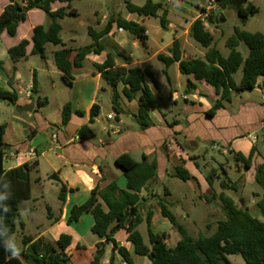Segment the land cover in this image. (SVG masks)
Wrapping results in <instances>:
<instances>
[{
	"label": "crops",
	"instance_id": "0c3cea01",
	"mask_svg": "<svg viewBox=\"0 0 264 264\" xmlns=\"http://www.w3.org/2000/svg\"><path fill=\"white\" fill-rule=\"evenodd\" d=\"M94 1L86 15L87 23L81 22L83 14L76 7L75 2L73 7L78 11V16L59 20L62 26L61 38L67 27V39L62 38V40L71 50L69 56L71 62H74L78 54L93 42L89 32L95 34L103 31L114 17L121 16L144 26L148 41L143 46L136 36L126 30L120 31L114 23L110 32L98 39L102 51L89 53L82 67L73 68L72 86L64 83L62 73L55 64L54 54L61 49V46L48 44L45 58L32 54L34 28L39 25L49 27L51 24L50 18L43 10L29 11L26 21L19 25L16 36L11 37L4 32L0 39V61L4 64L0 72V88L17 92V105L35 104L32 112H21L13 106L18 114L13 115L5 124L4 143L9 146L6 149L8 152L35 150L38 154L35 160H28L24 156H13L3 162L6 171L24 163L34 161L38 163L31 172V197L21 203L20 208L28 201H32L33 204L26 208L25 216L22 217L20 214V227L18 226L14 238L19 245H22L23 239L27 237L32 238V242L41 241L43 244L55 245L61 235H69L72 241L66 252L74 264H89L96 254L99 243H104L105 251L107 248H112V244L92 233L95 221L91 214L84 213L73 223H69L68 219L72 208L84 204L96 188L102 190L116 183L119 189L127 190V178L116 164V160L121 156L131 157L130 153L134 150H142L143 162L157 163L156 177L150 180L140 193V202L144 204L141 216L145 218L148 210H151L152 230L156 234H168V239L175 238L174 247L180 239L172 234L173 226L162 216L161 209L157 205L158 200L166 201L165 198L169 197L174 199L176 204H182V210L191 220L196 232L204 234L207 231L211 235L216 231L217 223L226 218L225 215L219 218V215L215 214L214 207L222 205L216 196L224 192L236 201L226 190H222L220 183L230 180L238 184L239 180L247 177L251 183H256L257 168L264 164V156L258 150L257 135V132L264 131V91L259 87L252 90L261 94L259 102L245 95H240L234 100V95L231 102L225 103L224 108L209 117L207 112L218 99L215 89L204 81H196L193 76L182 74L179 63L175 62L167 69V84H165L167 88L163 92L168 94L172 108L168 104L164 108L161 99L157 96L161 91L155 78V66L161 62L166 69L159 55L171 56L170 49L175 40L180 42L183 60L204 58L206 54L207 50L202 47L200 49V45L190 36L192 24L198 19L203 20L198 9L200 0H153L154 3L162 4L168 11L166 28L159 26L156 33L150 31L149 22L152 19H160L159 17L139 16L129 12L126 7L127 2L143 6L148 0H106L105 3L103 0ZM9 3V0H0V15ZM62 7H67V4L61 2L52 4L53 11ZM215 12H219V4ZM162 14L163 10L159 12V16ZM23 40L29 41L26 57L14 61L9 50ZM109 55L112 56L116 68L150 66L153 71L156 83L151 79H147L146 82L160 108L150 111L152 122L150 127L142 129L138 124L141 92L136 93L132 100L121 94L123 112L118 115L115 113L112 105L113 91L103 80L102 73L95 67L102 65ZM23 68L28 69L31 74V79L26 85L22 74ZM171 69L177 74L176 80L179 83L176 87L173 85L172 77L169 76ZM183 77H186V89L183 93H179L178 88L184 86ZM263 79H259L260 84ZM34 80H36V94L33 92ZM188 81L195 86L189 92ZM123 86L121 83L118 86L121 93ZM29 92L31 95H28ZM39 99H47L48 104L39 107L37 105ZM180 99L184 104L180 103ZM66 104L71 105L73 114L69 123L64 126L62 110ZM96 104L100 107V114L91 123V110ZM52 105L55 107L53 113L48 111ZM234 105L238 108L233 112ZM108 107L113 112L109 111L105 114ZM78 112H82V115ZM102 118L107 120L108 127L99 132L96 126ZM114 120L115 125L111 123ZM85 125L91 128L94 135L91 139L82 141L79 138V130ZM200 142L210 143L214 148L215 145L221 146L229 152L225 154L221 151V155L230 159L233 158V153H241L248 158L254 151L250 169L241 168L243 164L234 160L239 178L237 181L232 180L224 163L217 160L208 163L204 154L196 153L195 150H198ZM178 166L187 170L192 179L182 181L176 177ZM211 173L213 177L210 185L207 177ZM53 174H56L59 180L51 177ZM168 179L175 181L172 188L165 185ZM62 186L66 188L63 193H61ZM257 191L260 199L262 192ZM60 195L64 200H61ZM196 195L204 198L206 205L203 212L204 219L194 217V209L197 206ZM39 209H43L42 214ZM222 209L224 211V208ZM251 214L263 221L258 210ZM198 215L202 217L201 213ZM90 233L96 238L88 239ZM128 237L129 233L125 229L115 235L118 244L130 251L134 264H149L148 257L134 253L133 244L128 241ZM144 240L148 243L145 237ZM167 244L170 246L168 240ZM116 259L120 261L121 258L116 254Z\"/></svg>",
	"mask_w": 264,
	"mask_h": 264
},
{
	"label": "trees",
	"instance_id": "16d2710c",
	"mask_svg": "<svg viewBox=\"0 0 264 264\" xmlns=\"http://www.w3.org/2000/svg\"><path fill=\"white\" fill-rule=\"evenodd\" d=\"M0 15V39L4 32L11 37L16 36L18 27L25 22L29 11L33 9L43 10L51 20L49 27L43 25L36 26L33 34L32 54L45 58L46 46L53 44L61 46V49L54 54L55 64L62 73V79L68 86H72L74 67H82L85 57L91 53H100L102 47L98 44L100 36L110 32L115 23L119 29H123L136 36L141 44L145 46L148 41L147 30L144 26L128 21L121 16L112 18L106 28L101 32L90 36L93 42L78 54L77 59L71 62L69 59L70 48H67L61 38L62 26L59 20L67 17H77L78 11L73 7L77 0H9ZM55 2L66 3L67 7H62L57 11L52 10ZM231 0H220L219 11H225L229 7ZM245 3H248L246 0ZM127 10L143 17H159L163 28L167 26L168 11L160 3L148 0L143 6H136L130 2L126 3ZM163 14L159 16V12ZM259 9L253 4L243 6L240 11H235L239 18L240 27L234 28L233 35L226 39L225 45L230 50L228 56L222 55L215 44L213 34L207 30L203 20H196L190 29V36L204 49V58L183 60L181 45L175 40L170 52L171 56L159 55V59L166 65L167 69L175 62L179 63L180 71L184 75L193 76L196 81H204L215 89L218 99L213 107L207 112V116L212 117L219 110L224 108L225 103L231 102L234 95L243 91L253 90L259 87L264 91V79L259 83L260 78H264V33H252L242 29L248 22L249 17L256 15ZM219 15L213 12L208 18V23L217 25ZM28 40H23L19 45L11 48L9 54L14 61L26 57ZM245 45L244 52L242 46ZM3 62L0 61V72L3 69ZM96 69L102 73V78L112 89V105L118 115L123 112L121 106V94L132 100L134 95L141 92L139 99L137 120L139 126L144 129L152 125L150 111L159 110V103L147 84V79H154L150 66L123 68L115 67L111 55L107 56L102 65H95ZM243 69V77L240 82L235 79V74ZM123 84L122 93L118 90L119 84ZM194 84L187 82V91L192 89ZM33 92L36 94V80H34ZM0 101L11 104L18 101L17 92H9L0 88ZM47 99H39L37 105L45 107ZM73 111L70 104H66L62 110V125L66 126ZM82 115V112H78ZM100 114L99 105H94L91 110L90 122L93 123ZM6 125H0V264H74L66 250L71 244L72 238L69 235H61L55 245L43 244L41 241L32 242L30 237L24 238L22 245L18 244L20 254L12 257L9 251L5 250L4 240L14 238L20 222V205L31 197V172L38 163H24L23 165L6 171L3 167V156L8 149L4 143ZM93 132L88 125L79 130V138L82 141L93 137ZM19 152V151H17ZM254 151L246 158L241 153H233V159L242 163L247 169L252 164ZM116 164L122 169L127 178V190H121L116 183H112L104 189L96 188L92 191L90 198L80 206H74L71 210L69 223L76 222L84 213H89L94 218L92 233L108 244H112L113 254L110 264H119L116 254L126 264H134L130 251L120 246L115 239L118 231L125 229L129 233L128 241L133 244L134 253L145 256L149 259V264H233L229 256L239 255L246 264H264V164L257 168L256 183L262 188L261 198L256 202L257 210L263 217V221L254 217L251 212L244 207H237L233 198L224 192L216 196L217 199L227 209V218L217 223L216 231L211 235H199L193 238L187 229L178 221L175 214L169 209L167 202L158 200L162 216L169 220L174 230L181 238L175 247L167 244L168 234H156L151 228L153 213L148 210L146 217L141 216L144 204L141 201L142 189L147 183L156 177L157 163L147 162L137 163L128 155H123L116 160ZM51 177L58 176L53 174ZM176 177L182 181L192 179L189 172L183 167H176ZM213 174L207 177L208 183L212 184ZM222 190H237V182L224 180L220 183ZM62 186L61 193L65 191ZM61 197V195H60ZM61 200H64L61 197ZM7 207V210L6 208ZM146 222L148 230V243L137 227ZM104 243L97 245V251L93 260L89 264H101L105 254Z\"/></svg>",
	"mask_w": 264,
	"mask_h": 264
},
{
	"label": "rangeland",
	"instance_id": "374dc122",
	"mask_svg": "<svg viewBox=\"0 0 264 264\" xmlns=\"http://www.w3.org/2000/svg\"><path fill=\"white\" fill-rule=\"evenodd\" d=\"M104 3L106 2V0H103ZM95 1L94 0H83V1H77L75 2V5L77 8H79L81 10V13L83 14V17L81 19V22L87 23L88 18H87V12L90 8V5L94 4ZM194 3V2H193ZM253 4L254 6H256L259 9V12L254 15L249 17L247 24L242 27L243 29L252 32V33H256V32H262L264 33V0H251V2L245 3L244 6H247V4ZM194 8V7H193ZM195 10V9H194ZM217 14L219 15V22L217 23V25H212L209 24L207 22L206 24V28L208 31H210L214 38H215V44L217 46V48L220 50V52L222 53V55L224 56H228L230 53V50L226 47L225 42L226 39L230 36L233 35V31L234 28L237 26H241L239 23V18L235 13V10L231 9V8H227L225 11H219L217 12ZM224 15L226 18L225 22H221L220 21V16ZM191 19V17L189 18ZM78 24V23H77ZM161 27L160 24V19H152L149 22V29L152 33H156L157 28ZM67 27L65 28L64 32L62 33V38L64 40L67 39ZM199 48L201 49V46H199ZM38 60H41L40 57H37ZM42 63V61H40ZM158 62V61H157ZM165 70L164 65L160 62L157 63V65L155 66V78L156 81L159 83L158 87L160 88L161 93L157 94L158 98L161 99L160 101L162 102V105L164 108L167 107V104L170 108H172L171 106V101L168 97V94L163 93L164 90H166L167 85L165 86V84H167V77L166 74L163 72ZM22 74L24 77V82L25 85L28 84L29 80L31 79V74H29L28 69H22ZM169 76L172 77V82L173 85H178L179 82H177L176 80V71L174 69H171L169 71ZM243 77V69L241 68L236 74H235V79L237 82H240L241 79ZM184 81L186 80V77H183ZM168 87H170L168 85ZM178 87V86H177ZM170 89V88H169ZM179 93H183L184 89H186V81L184 82V86L183 87H179L178 88ZM240 95H245V96H249L252 100H255L257 102H259L261 100V94L258 93L257 91H252V90H247V91H243L240 94H237L234 96V100H237L236 97L238 98V96ZM237 104V101H235ZM180 103L184 104L183 100L180 99ZM235 109L232 110L233 112L238 108L237 105H234ZM55 110L54 105H52L48 111L53 113ZM109 111H112V109H110L109 107L105 110V114ZM18 114L16 109L9 103L4 102V101H0V125H4L6 124L13 115ZM171 120V118H169ZM169 120V121H170ZM182 121V118H181ZM107 120H105L104 118H102L99 122V124L96 126L97 131H103L105 128H107ZM115 120L113 122H111L112 124L115 125ZM257 135L259 137V141H258V150L263 154L264 156V131H259L257 132ZM199 148L198 150L196 149V153L197 154H204V157L207 158V160L209 161L208 163H212L214 162V160H217L219 162L224 163V165L226 166L227 170H228V174L229 177L232 180H238L239 178V174L236 168V165L234 163V159H230L229 157H225L223 155H221V151H222V147L219 145H215L216 147L214 148L210 143H203L200 142L199 144ZM203 164V163H202ZM245 167L244 165L241 167L243 168ZM248 179V180H247ZM247 179H243V180H239L238 181V188L237 190H233V189H228L226 190L227 193L229 195H231L232 197H234L236 199V205L237 207H244L247 208L248 210H250L253 214L257 211V207H256V202L259 200V192L257 190H260L262 192V188L257 184V183H251L249 181V177H247ZM178 182V181H176ZM175 181L172 179H168L165 182V185L169 188H172L174 185ZM167 205L169 207V209L175 214V216L177 217L178 221L187 229L189 235L193 238H197L199 235H209L210 233L205 231L204 234H198L195 228L192 227L191 225V220L187 218V216L184 214L183 210H182V204H176L174 199H171L169 197L165 198ZM195 203L197 204V206L195 207V213H194V217L195 218H199V219H204V209H205V201L204 198L199 197L198 195L195 196ZM33 202L32 201H28L25 202L24 205L21 206L20 208V214L21 216H25V210L27 207H29L30 205H32ZM158 205V202H157ZM223 206V207H222ZM221 208V209H219ZM224 208V211L223 209ZM215 209V214L218 216L219 218H222L223 215L226 216L227 218V209L225 208V206L222 204L221 206H216L214 207ZM40 213L43 211V209H39ZM199 213H201L202 217H199ZM42 214V213H41ZM225 218V219H226ZM224 219V220H225ZM216 223V222H215ZM214 223V224H215ZM20 227V226H19ZM18 227V229H19ZM174 229V228H173ZM138 230L141 232V234L145 237L146 240H148V230H147V225L146 223H143ZM179 239L181 238L180 234L174 230V233ZM91 238H96L93 237V234L90 233L88 235V239ZM175 239V238H174ZM174 239L170 238L168 239L169 242V247H174ZM113 252H112V248H107L104 254V257L102 258L101 264H110V258L112 256ZM231 261L233 262V264H246L244 259L239 256V255H232L230 256ZM118 263H123V260L120 259V261H117Z\"/></svg>",
	"mask_w": 264,
	"mask_h": 264
},
{
	"label": "built area",
	"instance_id": "2783aa9c",
	"mask_svg": "<svg viewBox=\"0 0 264 264\" xmlns=\"http://www.w3.org/2000/svg\"><path fill=\"white\" fill-rule=\"evenodd\" d=\"M219 1L220 0H200V2L198 3V9L201 15L203 16V21L205 25L208 22V18L212 15L213 12H215L216 6L219 4ZM122 30L123 29H120V31ZM28 95H31V93L29 92ZM222 152L225 154L229 153L226 149H222ZM13 156H24L28 160H35L38 157V154L35 150H29L27 152H13V153L12 152L10 153L6 150L3 156V162H5L6 160H8L10 157Z\"/></svg>",
	"mask_w": 264,
	"mask_h": 264
},
{
	"label": "water",
	"instance_id": "95a60500",
	"mask_svg": "<svg viewBox=\"0 0 264 264\" xmlns=\"http://www.w3.org/2000/svg\"><path fill=\"white\" fill-rule=\"evenodd\" d=\"M246 0H231L229 3V8L235 10V11H240L241 8L244 6ZM220 21L225 22L226 18L224 15L220 16ZM217 23L219 22V19L216 21ZM243 51H246L245 45L242 46ZM12 106L16 107L17 110L21 112H32L35 109V104H26V105H17L16 102L11 103ZM130 156L137 162L141 163L144 161V153L142 150H134L133 152L130 153Z\"/></svg>",
	"mask_w": 264,
	"mask_h": 264
},
{
	"label": "clouds",
	"instance_id": "9594fccd",
	"mask_svg": "<svg viewBox=\"0 0 264 264\" xmlns=\"http://www.w3.org/2000/svg\"><path fill=\"white\" fill-rule=\"evenodd\" d=\"M7 210V207H5ZM4 247L6 251H9L11 253V256L17 257L20 254V248L18 246V244L15 242V238H11V239H5L4 240Z\"/></svg>",
	"mask_w": 264,
	"mask_h": 264
}]
</instances>
